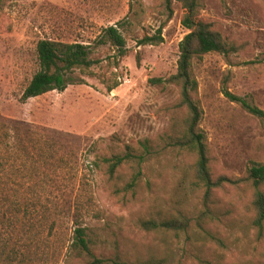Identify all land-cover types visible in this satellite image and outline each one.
<instances>
[{"label": "rangeland", "instance_id": "1", "mask_svg": "<svg viewBox=\"0 0 264 264\" xmlns=\"http://www.w3.org/2000/svg\"><path fill=\"white\" fill-rule=\"evenodd\" d=\"M199 18L239 51L211 53L194 62L196 99L203 117L214 180L213 212L187 233L148 232L145 220L185 213L197 218L205 191L196 187V156L176 148L185 111L180 90L159 86L178 70L179 45L189 33L185 11L164 0H5L0 5V174L18 205L7 255L33 264H84L66 258L78 227L108 264L150 258L164 264H264V232L254 226L255 190L247 171L264 164V120L232 102L225 90L264 111V0H201ZM127 55L100 44L102 32L120 25ZM163 29L164 42L140 46ZM42 40L80 43L102 61L96 77L76 75L64 92L22 101L38 70ZM109 79H111L109 81ZM120 86L112 93L104 81ZM149 142L146 149L143 143ZM131 154L129 156L128 154ZM114 178L103 159L126 157ZM143 160H142V159ZM15 190L18 192L15 194ZM264 192V186L262 187ZM8 192V193H7ZM6 260V261H5Z\"/></svg>", "mask_w": 264, "mask_h": 264}, {"label": "trees", "instance_id": "2", "mask_svg": "<svg viewBox=\"0 0 264 264\" xmlns=\"http://www.w3.org/2000/svg\"><path fill=\"white\" fill-rule=\"evenodd\" d=\"M5 0H0V5ZM182 5L185 14L182 20L183 26L189 31L183 41L179 45L180 57L178 61L177 73L168 79H152L153 85L166 86L173 85L180 90V100L178 107L185 111V116L182 119V128L176 137L172 138L176 148L186 151L196 156V164L194 172L196 175V187L202 188L205 191V209L200 212L197 218H192L185 213L173 214L159 220H145L141 223L143 229L148 232H162L187 234L195 226L203 229V224L207 219L211 220L213 212L209 207L210 197L214 189L223 185L224 182H229L226 178L214 180L211 167L209 148L207 137L201 130L200 125L203 117V111L200 107L196 95L199 90V83L194 75V62L202 60L204 56L216 53L225 57L239 51V48L228 43L220 33L213 31L208 23L203 22L200 18L201 0H164V7L172 17L174 13V4ZM120 25H115L105 29L100 35L99 42L103 45H111L116 48L121 57L127 55V41L121 31ZM164 42L163 29H159L153 36H145L139 41L140 46H157ZM38 70L33 75L31 81L27 85L22 95V101L26 102L30 99H35L44 96L51 92H64L69 86L79 83L76 75H82L90 78L97 76L93 70L99 66L102 61L92 55L90 46L80 43H64L52 40H42L38 43L37 49ZM111 79H109L110 81ZM107 91L112 93L116 90L120 83L115 80L112 84L104 81ZM226 97L232 102L240 104L251 115L264 120V111L256 106H252L246 99L238 97L228 90L224 91ZM148 141L143 143L146 149ZM131 156V154H128ZM126 157L114 156L110 159H103L108 165L107 174L114 178L119 168L127 161ZM142 159V158H141ZM143 160V159H142ZM247 180L252 184L255 194L253 207L256 211L254 226L260 232H264V164H253L247 171ZM2 181L0 174V247L7 248L8 239L6 242L4 236H11V231L14 227L15 212L18 210L16 206L15 195L9 196L6 194L5 184ZM18 190H15V194ZM8 193V192H7ZM13 205L15 212L11 216H7V211H3V207ZM1 229H5V235H2ZM95 241L90 237L89 231L86 228L78 227L75 230L73 242L68 248L66 258L73 257L83 260L84 264H108V260L102 255H97L93 246ZM5 251L0 252V264L4 262ZM21 264L30 263L32 257L23 256ZM6 259L9 264H14L17 256L13 253L7 255ZM6 261V260H5ZM59 264L58 260H54ZM115 264H130L123 258L118 257L114 261ZM166 259L150 258L145 264H164Z\"/></svg>", "mask_w": 264, "mask_h": 264}]
</instances>
